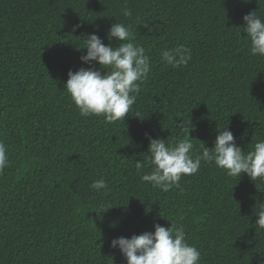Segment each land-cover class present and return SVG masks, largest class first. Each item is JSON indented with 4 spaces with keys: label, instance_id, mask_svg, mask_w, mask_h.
<instances>
[{
    "label": "trees",
    "instance_id": "trees-1",
    "mask_svg": "<svg viewBox=\"0 0 264 264\" xmlns=\"http://www.w3.org/2000/svg\"><path fill=\"white\" fill-rule=\"evenodd\" d=\"M123 4L0 0V139L10 161L0 174V264H127L111 240L170 221L185 226L201 264H264L255 225L264 181L229 177L214 162L167 192L141 179L152 171L146 134L171 143L190 130L194 153L225 126L244 151L264 139V57L250 54L241 26L250 11L264 18V0H127L131 19ZM116 22L133 25L152 68L131 113L107 123L82 117L64 84L88 67L77 49L86 35L107 45ZM178 45L192 51L187 66L162 64L161 49ZM99 178L107 195L90 187ZM100 205L111 207L102 221Z\"/></svg>",
    "mask_w": 264,
    "mask_h": 264
},
{
    "label": "clouds",
    "instance_id": "clouds-1",
    "mask_svg": "<svg viewBox=\"0 0 264 264\" xmlns=\"http://www.w3.org/2000/svg\"><path fill=\"white\" fill-rule=\"evenodd\" d=\"M120 13L123 17L132 18L127 0H124ZM242 19V31L247 33L250 54L264 57V18L258 14V10H253ZM144 26L150 31H159L158 27L152 29L147 24ZM78 27L80 25H75L73 31ZM86 37L83 46L77 49H86V54L81 55L80 60L88 67L69 70L64 88L82 117L103 116L107 123L125 119L151 72V57L146 48L135 40L132 24H112L108 30L107 45L95 33ZM112 40L119 41V45L113 47ZM160 59L165 66L179 68L187 66L192 59V51L184 45L164 48L160 51ZM178 125L183 127V124ZM191 138L190 130L171 143L146 134L149 140L147 159L152 171L141 175L142 181L167 192L179 187L183 176L195 175L202 162H214L229 177L240 179L242 174H246L252 181H264V139L255 142L251 150L244 151L237 145L232 131L225 126L217 129L212 148L202 143L199 146L202 151L194 153ZM9 163L7 145L0 139V174ZM144 167V159L136 162L138 173ZM90 187L102 195L110 191L104 178L96 179ZM109 208L105 210L103 205L97 206V219L102 221L103 214ZM255 216V225L264 230V204ZM170 224L166 228L154 223V231L133 234L130 238H113L110 247L118 249L127 264H201L202 253L195 244L189 243L185 226L174 221H170Z\"/></svg>",
    "mask_w": 264,
    "mask_h": 264
}]
</instances>
